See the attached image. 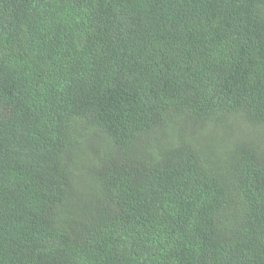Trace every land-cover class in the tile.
Returning a JSON list of instances; mask_svg holds the SVG:
<instances>
[{
    "label": "trees",
    "instance_id": "1",
    "mask_svg": "<svg viewBox=\"0 0 264 264\" xmlns=\"http://www.w3.org/2000/svg\"><path fill=\"white\" fill-rule=\"evenodd\" d=\"M0 264H264V0H0Z\"/></svg>",
    "mask_w": 264,
    "mask_h": 264
}]
</instances>
